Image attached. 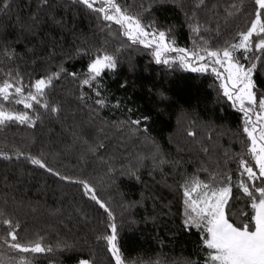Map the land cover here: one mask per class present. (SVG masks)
Returning a JSON list of instances; mask_svg holds the SVG:
<instances>
[{
  "label": "trees",
  "instance_id": "16d2710c",
  "mask_svg": "<svg viewBox=\"0 0 264 264\" xmlns=\"http://www.w3.org/2000/svg\"><path fill=\"white\" fill-rule=\"evenodd\" d=\"M117 2L185 49L238 42L255 11L252 0ZM109 24L77 0H0V82L18 74L27 94L37 79L64 69L41 98L48 108L0 101L32 121L0 126V264L21 258L30 264H115L101 239L111 233L108 214L75 181L87 182L112 212L125 264H205L209 250L201 231L184 224L182 186L192 177L218 186L230 175L229 220L251 222L249 201L235 187L238 161L248 159L243 114L213 74L184 70L178 62L157 64L151 49L131 44ZM192 24L199 25L198 34ZM105 53L116 68L91 87L82 85L91 59ZM253 79L257 96L264 95L260 63ZM101 98L104 107L96 103ZM5 219L19 225L22 244L42 238L53 251L12 250L4 243Z\"/></svg>",
  "mask_w": 264,
  "mask_h": 264
},
{
  "label": "snow or ice",
  "instance_id": "6c2138e0",
  "mask_svg": "<svg viewBox=\"0 0 264 264\" xmlns=\"http://www.w3.org/2000/svg\"><path fill=\"white\" fill-rule=\"evenodd\" d=\"M77 2L99 13L104 21L110 22L109 27L111 23L118 25L122 35L127 37L131 44H140L151 49L157 64L163 63L171 67L173 63L178 62L184 70L213 74L220 82L222 95L243 114V132L249 141L245 154L248 159L241 156L238 161L239 179L235 187L249 201L252 210L251 222L239 226L230 222L226 208L233 197V181L230 175H226L218 186L205 183L197 177L185 181L182 186L184 224L186 227H194L201 231L203 244L209 250L205 264H264V95L257 97L256 83L253 79L258 63L264 67V0H252L255 5L253 18L246 31L237 33L238 42L227 43L215 49L209 47L206 41L203 47L194 44L192 49L178 48L174 40L168 39V32L158 30L154 24L142 23L139 15L129 14L117 0H77ZM203 3L204 0H199L200 5ZM233 7L235 8V5ZM229 15L233 13L229 12ZM190 27L193 33L200 32L199 25L192 24ZM173 52L177 55L170 57L169 54ZM237 52L242 53V58L248 61L247 64L241 63V57L236 55ZM115 68L116 61L112 55L97 54L88 65L82 85L91 87L105 70ZM63 71L64 69L61 68L60 72ZM60 72L37 79L30 86L34 91L29 90L27 94L18 74L14 79H5L0 82V101L22 104L25 109H32L34 103L48 108L47 103L42 102L41 98L45 96V89L51 86L53 79L59 77ZM8 75L11 77L12 74ZM72 75L76 74L72 73ZM99 87L101 85L98 84L94 89L98 97L101 95ZM96 103L100 107L105 106L103 98L98 99ZM57 110L51 109L53 112ZM147 119L144 117V120ZM8 122L30 124L32 121L27 112L9 111L3 103H0V126ZM140 123V120L131 121L133 125ZM29 159L33 165L53 172V169L47 167L41 159L34 157ZM54 174L59 175V173ZM61 179L71 178L61 177ZM75 182L82 184L85 194L107 212L111 221L108 224L111 233L101 239L107 242L108 251L114 258L115 264H125L118 246L117 225L112 212L98 199L94 189L87 182ZM242 215L247 216V213ZM2 223L9 229L4 243L12 250L33 254L53 251L51 246H44L41 243L42 238L29 244H22L16 231L19 225H14L8 219L3 220ZM19 264H30V261L21 258ZM79 264H89V261L80 260Z\"/></svg>",
  "mask_w": 264,
  "mask_h": 264
},
{
  "label": "rangeland",
  "instance_id": "374dc122",
  "mask_svg": "<svg viewBox=\"0 0 264 264\" xmlns=\"http://www.w3.org/2000/svg\"><path fill=\"white\" fill-rule=\"evenodd\" d=\"M175 46L178 47V48H182V47H180V46H178V45H176V44H175ZM176 55H177V54H176L175 52H174L173 55H172V54H169L170 57H175ZM237 56H238V55H237ZM241 63H243V62L241 61ZM257 97H258V96H257ZM258 98H259V97H258ZM83 260H85V259H83ZM78 264H79V263H78Z\"/></svg>",
  "mask_w": 264,
  "mask_h": 264
}]
</instances>
